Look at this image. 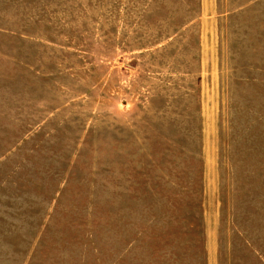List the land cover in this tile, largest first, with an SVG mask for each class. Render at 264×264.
I'll list each match as a JSON object with an SVG mask.
<instances>
[{"label": "rangeland", "instance_id": "obj_1", "mask_svg": "<svg viewBox=\"0 0 264 264\" xmlns=\"http://www.w3.org/2000/svg\"><path fill=\"white\" fill-rule=\"evenodd\" d=\"M0 264H264V0H0Z\"/></svg>", "mask_w": 264, "mask_h": 264}]
</instances>
